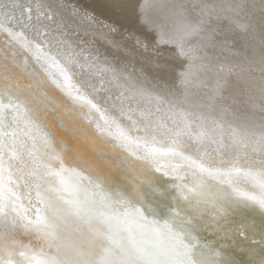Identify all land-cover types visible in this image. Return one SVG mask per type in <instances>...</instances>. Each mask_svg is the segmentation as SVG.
I'll return each instance as SVG.
<instances>
[{"label":"snow or ice","instance_id":"snow-or-ice-1","mask_svg":"<svg viewBox=\"0 0 264 264\" xmlns=\"http://www.w3.org/2000/svg\"><path fill=\"white\" fill-rule=\"evenodd\" d=\"M151 7L0 0V264H264V0Z\"/></svg>","mask_w":264,"mask_h":264},{"label":"bare ground","instance_id":"bare-ground-1","mask_svg":"<svg viewBox=\"0 0 264 264\" xmlns=\"http://www.w3.org/2000/svg\"><path fill=\"white\" fill-rule=\"evenodd\" d=\"M22 2H26V0H22ZM80 4L89 5L92 3L98 2V0H78ZM230 2V0H137V4H146L152 5L151 8L146 9L147 16L153 22L150 26L147 27V31H150L153 37H158L161 31H169L171 32L175 28H177L183 21L181 16L177 14L178 10L174 9L175 5H186L191 6L193 4L200 3H209V4H222ZM231 2H245V0H231ZM248 3H256L259 4V0H246ZM139 11V8L137 9ZM187 13L191 12L190 7L185 10ZM100 19L104 20L105 17L101 16ZM110 22V21H106ZM256 23V33H257V45L259 44V21L258 18L255 21ZM229 28L227 21H221L212 25V30H215L217 33H226ZM211 31V30H210ZM231 51L222 52L219 47L212 49L209 51V56L212 59V62H215L218 58L223 59L227 57L233 62H241L243 61L247 52L245 50V41L243 38L231 42ZM96 48L100 51H104L103 42H99L96 44ZM161 51L165 55H171L175 52V46L171 43L162 45ZM243 85H238L237 88H242Z\"/></svg>","mask_w":264,"mask_h":264}]
</instances>
